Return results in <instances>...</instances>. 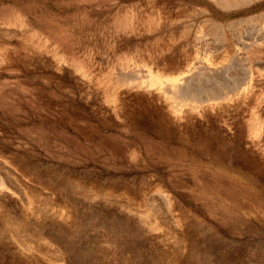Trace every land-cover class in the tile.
<instances>
[{"label":"rangeland","instance_id":"obj_1","mask_svg":"<svg viewBox=\"0 0 264 264\" xmlns=\"http://www.w3.org/2000/svg\"><path fill=\"white\" fill-rule=\"evenodd\" d=\"M0 264H264V0H0Z\"/></svg>","mask_w":264,"mask_h":264},{"label":"bare ground","instance_id":"obj_2","mask_svg":"<svg viewBox=\"0 0 264 264\" xmlns=\"http://www.w3.org/2000/svg\"><path fill=\"white\" fill-rule=\"evenodd\" d=\"M190 70H192V69H190ZM194 70H195V69H194ZM194 70H192V73H193ZM188 71H189V70H188ZM190 73H191V72H190ZM192 73H191L190 75H192ZM193 75H194V73H193ZM193 75H192V76H193ZM208 77H209V76H207V78H208ZM185 79H186L185 82H186V84H187V83H188L187 80H189V77H186ZM210 79H212V78H210ZM210 79H208V80H210ZM167 80H168V81H171V83L177 84V83H175V82L177 81V79H175V77H174V79H167ZM167 80H166V82H168ZM181 81H182V80H181ZM151 82L154 83V84L161 85V84L164 82V79H161L160 76H153ZM191 82L194 83L193 81H191ZM169 83H170V82H169ZM169 83H168V84H169ZM178 83H179V82H178ZM189 83H190V80H189ZM189 83H188V84H189ZM183 84H184V83H183ZM192 85H193V84H192ZM194 85H195V84H194ZM170 86H171V85H170ZM173 86H174V85H173ZM176 86H177V85H176ZM181 86H182V85H181ZM181 86H180V87H181ZM186 86L189 87L188 85H186ZM195 86H196V85H195ZM225 87H226V86H225ZM172 88H174V87H172ZM229 88H230V87H229ZM229 88H228V89H229ZM231 88H232V87H231ZM197 89L199 90V86L197 87ZM198 90H197V92H198ZM232 91H233V89H232ZM175 92H176V91H175ZM201 92H202V91H201ZM215 93H216V92H215ZM212 95H213V93H212ZM215 95H216V94H215ZM222 95H223V94H222ZM215 98H216V97H215ZM218 98H220V97L218 96ZM223 98H224V97H223ZM198 101H199V100H198ZM206 101H207V100H206ZM199 102H200V101H199ZM213 102H214V101H213Z\"/></svg>","mask_w":264,"mask_h":264}]
</instances>
